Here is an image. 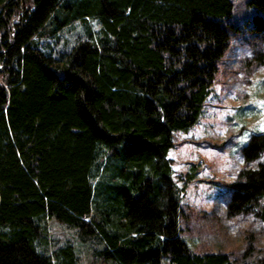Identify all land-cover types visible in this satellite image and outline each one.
<instances>
[{
    "label": "trees",
    "instance_id": "1",
    "mask_svg": "<svg viewBox=\"0 0 264 264\" xmlns=\"http://www.w3.org/2000/svg\"><path fill=\"white\" fill-rule=\"evenodd\" d=\"M94 18L98 33L53 54L36 38ZM264 35V0H0V264H75L46 248L73 227L113 264H264L193 251L180 236L174 131L197 121L230 37ZM264 54L253 57L264 62ZM228 214L264 223V132L240 146Z\"/></svg>",
    "mask_w": 264,
    "mask_h": 264
},
{
    "label": "rangeland",
    "instance_id": "2",
    "mask_svg": "<svg viewBox=\"0 0 264 264\" xmlns=\"http://www.w3.org/2000/svg\"><path fill=\"white\" fill-rule=\"evenodd\" d=\"M86 28L97 34L99 23L94 18L85 23L74 20L35 40L41 49L55 54L85 39ZM255 51L264 54V35L247 41L230 37L196 123L187 131H174L167 151L177 185L182 183L177 174L189 171L191 164L195 170L180 195L179 226L180 236L196 252L221 250L239 258L249 240L251 258L264 255V223L254 208L237 214L225 209L228 182L242 166L254 165V161L244 163L240 146L250 133L264 132V62L253 57ZM45 224L46 248L71 243L75 264H113L101 261L93 253L99 243L80 240L73 227L52 218Z\"/></svg>",
    "mask_w": 264,
    "mask_h": 264
},
{
    "label": "snow or ice",
    "instance_id": "3",
    "mask_svg": "<svg viewBox=\"0 0 264 264\" xmlns=\"http://www.w3.org/2000/svg\"><path fill=\"white\" fill-rule=\"evenodd\" d=\"M262 130H264V129H262Z\"/></svg>",
    "mask_w": 264,
    "mask_h": 264
}]
</instances>
